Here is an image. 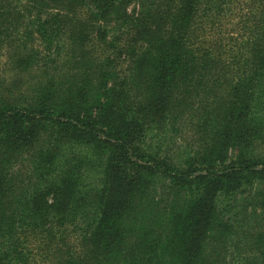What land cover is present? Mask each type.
<instances>
[{"label": "trees", "instance_id": "obj_1", "mask_svg": "<svg viewBox=\"0 0 264 264\" xmlns=\"http://www.w3.org/2000/svg\"><path fill=\"white\" fill-rule=\"evenodd\" d=\"M3 58L0 264H264V0H0Z\"/></svg>", "mask_w": 264, "mask_h": 264}, {"label": "rangeland", "instance_id": "obj_2", "mask_svg": "<svg viewBox=\"0 0 264 264\" xmlns=\"http://www.w3.org/2000/svg\"><path fill=\"white\" fill-rule=\"evenodd\" d=\"M130 9H131V7H130ZM5 63H6V61L4 58L0 59V79H5L4 77H5V75H7L5 72L7 70ZM29 168L30 167H29L28 163L24 162V160H22V164H20L17 169H21L22 172L25 173L27 170L29 171Z\"/></svg>", "mask_w": 264, "mask_h": 264}]
</instances>
